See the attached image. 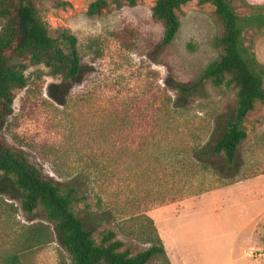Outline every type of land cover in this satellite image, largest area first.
Segmentation results:
<instances>
[{"label": "rangeland", "instance_id": "rangeland-1", "mask_svg": "<svg viewBox=\"0 0 264 264\" xmlns=\"http://www.w3.org/2000/svg\"><path fill=\"white\" fill-rule=\"evenodd\" d=\"M29 1L51 27L69 29L77 37L82 70L76 79L63 81L44 66L30 67L28 86L14 91L13 114L0 122V140L23 151L59 184L81 178L90 210L80 205L78 216H106L93 235L98 243L105 230H114L136 255L160 238L149 217L155 210L197 200L241 179L264 182V105L258 103L248 115V137L237 157L239 175L227 179L231 171L223 157H205L203 166L198 152L210 151L223 136L233 118L236 91L211 81L202 83L196 96L186 98L176 89L198 83L217 59L218 17L211 4L185 5L179 33L160 49L163 27L152 13L157 0L112 6L95 17L87 12L96 0H61L72 4L66 11L43 0ZM232 4L245 17L251 13L247 6H264V0ZM245 37L264 67V34L249 31ZM222 198L207 196L186 209L193 230L208 228L196 233L209 237L205 246L219 241L227 257L242 226ZM39 229L50 243L23 251L27 237ZM247 233L238 235L235 259L258 264L256 250V260L242 257ZM16 253L23 264H74L55 223L41 208L26 214L21 193L0 176V264ZM149 264L166 263L157 256Z\"/></svg>", "mask_w": 264, "mask_h": 264}, {"label": "trees", "instance_id": "trees-1", "mask_svg": "<svg viewBox=\"0 0 264 264\" xmlns=\"http://www.w3.org/2000/svg\"><path fill=\"white\" fill-rule=\"evenodd\" d=\"M139 0H96L88 9V16H101L112 6L121 8L125 3L135 7ZM209 3L218 17L215 39L217 59L211 63L198 83L177 85L181 96L201 93L200 85L211 81L215 87L236 91L233 118L226 124L223 136L210 151L201 150V165L205 157L220 156L231 171L227 179L239 175V148L247 139L245 126L248 115L256 105H264V67L259 63L252 45H247L246 33L264 34V6H247L251 13L245 17L237 14L232 0H157L152 13L163 27L160 49L171 45L180 31L179 13L190 2ZM56 10L72 8L68 1L43 0ZM0 122L13 112L14 91L28 86L26 75L30 67L44 66L50 76L63 81L76 79L82 70L78 39L69 29L53 28L37 16L29 0H0ZM0 176L11 181L21 193L22 210L34 214L42 209L47 219L55 223L62 237V244L74 264H149L154 257H161L170 264L162 240H150L148 249L133 255L118 238L114 230H105L98 243L93 235L106 216L90 212L80 218L76 212L80 205L90 210L88 198L81 192L83 184L77 177L68 184H59L34 165L21 150L0 140ZM156 232V228H155ZM50 240L43 229L28 236L23 251L43 246ZM4 264H23L21 254L7 258Z\"/></svg>", "mask_w": 264, "mask_h": 264}, {"label": "crops", "instance_id": "crops-1", "mask_svg": "<svg viewBox=\"0 0 264 264\" xmlns=\"http://www.w3.org/2000/svg\"><path fill=\"white\" fill-rule=\"evenodd\" d=\"M262 182L263 178L241 179L231 186L197 199L207 196L223 197L225 206L233 207L241 220L242 227L236 231L227 257L223 256L224 246L219 241L211 244L214 247L205 246L209 237L196 234L200 231L204 234L208 228L193 230L192 226L188 225L189 218L193 216H188L186 206L197 200L182 201L174 204V207L155 210L149 217L155 224L170 264H237L239 259H235L234 248L239 239L238 235L247 231L246 248L242 257L255 259L246 256V252L251 249L248 246L254 244L252 248L259 252L258 264H264V182ZM225 222H228V219H225ZM210 248H213L212 251H209Z\"/></svg>", "mask_w": 264, "mask_h": 264}, {"label": "built area", "instance_id": "built-area-1", "mask_svg": "<svg viewBox=\"0 0 264 264\" xmlns=\"http://www.w3.org/2000/svg\"><path fill=\"white\" fill-rule=\"evenodd\" d=\"M255 255H256V252L254 251V249H249V250L246 252V256H247V257L254 258Z\"/></svg>", "mask_w": 264, "mask_h": 264}]
</instances>
